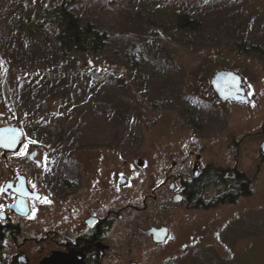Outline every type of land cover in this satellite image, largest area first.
Listing matches in <instances>:
<instances>
[{"label":"rangeland","instance_id":"obj_1","mask_svg":"<svg viewBox=\"0 0 264 264\" xmlns=\"http://www.w3.org/2000/svg\"><path fill=\"white\" fill-rule=\"evenodd\" d=\"M59 1L0 0V127L22 129L16 150L0 149V198L9 173L35 170L30 153L44 162L31 177L54 186L26 227L62 224L85 195L141 208L152 193L145 211L119 219L123 250L105 264H264V0H69L108 34L103 49L69 55L51 21L39 24ZM181 11L198 29L172 21ZM219 71L241 77L247 102L219 99ZM197 152L236 166L251 194L210 208L175 202L181 187L170 185L190 179ZM68 177L75 191L60 186ZM153 225L170 229L162 245L146 237Z\"/></svg>","mask_w":264,"mask_h":264},{"label":"flooded vegetation","instance_id":"obj_2","mask_svg":"<svg viewBox=\"0 0 264 264\" xmlns=\"http://www.w3.org/2000/svg\"><path fill=\"white\" fill-rule=\"evenodd\" d=\"M241 86L245 89L243 83ZM244 94L246 93L244 92ZM228 101L245 103L248 99L244 101L228 99ZM31 155L27 153L23 159L29 160L27 163L30 164V167H32L31 164H34L35 170L42 169L44 162L36 156L31 157ZM262 155L264 154L262 153ZM187 158L177 165L181 166L187 161ZM35 170L30 175L26 170L11 172L2 185L0 264H105L108 259L115 260L118 258L124 246L123 243H118L115 237L113 238L118 232L119 219H122L129 209H133L132 207L136 212L145 211L149 207L146 201L153 194L144 197L141 208L130 204L118 208L117 197L116 200H111L103 205L104 199L100 192L95 193L87 202L85 195L84 202L78 208L76 207L78 210L74 207H72L74 209L71 207L67 209L66 219L62 224L57 221L42 224L39 220H34L29 223V227H26L25 222L29 218H33L32 214L39 212L41 207L39 205L48 198L47 190H44V187L45 189L51 188L53 191L54 186L53 181H51L52 178L48 174L45 175L47 179L31 177V174H35ZM216 170L220 171V174L217 175L218 180H215L216 177L213 176V171ZM32 178L35 182L32 181ZM175 179L178 180L179 184L171 183L170 189L174 191L178 186L181 188L176 191L174 196L179 194L181 196L179 202L189 201L191 203L187 204H191L194 208H210L230 202L236 195L247 196L251 194V192L249 194L245 192L248 187L247 177L239 172L236 166L225 170L210 164L206 165V163H202L200 152L195 155L190 179L186 181L185 177L182 176ZM217 181H221L222 184ZM190 184L198 185L195 192L191 191ZM33 185L39 186L34 188ZM79 185L80 183H74L70 177L60 182V186L67 187L69 191H75ZM210 185L214 186L216 193L218 192L220 195L207 201V198L202 196L201 191ZM232 185L236 191L234 190L231 196L228 194L229 189H233ZM18 200L20 204H16ZM22 200L25 201L26 207L22 205ZM34 209L35 211H33ZM34 222L40 223V226ZM162 227L165 225L149 227L146 237L152 239L154 243L162 245L170 234L169 227L167 226L169 229L168 236L162 242L156 241V235L153 231V228L160 229Z\"/></svg>","mask_w":264,"mask_h":264},{"label":"trees","instance_id":"obj_3","mask_svg":"<svg viewBox=\"0 0 264 264\" xmlns=\"http://www.w3.org/2000/svg\"><path fill=\"white\" fill-rule=\"evenodd\" d=\"M69 0H61L53 3L45 8L44 19L39 21L40 25L45 24L44 20H50L54 26V37L59 42L62 52L69 55L73 52H92L103 49L108 42V34L100 30L94 22L84 20L79 13L74 9ZM172 21L181 29H198L199 21L192 18L190 14L181 11L174 14ZM220 171H213L215 180H218L217 175ZM206 180V179H205ZM220 184L221 181H217ZM191 191L195 192L198 185L190 184ZM233 189H229L228 195L234 193ZM249 194V190H245ZM227 195V196H228ZM228 199V198H227Z\"/></svg>","mask_w":264,"mask_h":264},{"label":"water","instance_id":"obj_4","mask_svg":"<svg viewBox=\"0 0 264 264\" xmlns=\"http://www.w3.org/2000/svg\"><path fill=\"white\" fill-rule=\"evenodd\" d=\"M241 77L234 73L233 71H219L214 75V78L212 80V85L216 93L218 94V97L222 100H228V99H235V100H247L248 97L244 94L245 89L241 86ZM6 130H15V133L17 135V143L10 148H6L3 146L5 142H7L8 139L11 137V132ZM21 136H22V129L15 125H5L0 127V149L5 152H13L16 150L20 144H21ZM261 151L264 154V141L261 144ZM34 155H31L33 157ZM180 195L174 196V201L179 202L180 201ZM20 200V199H19ZM19 200L16 202V204H20ZM23 206L26 207V203L24 200ZM25 211H27L25 209ZM153 231L156 235V241L162 242L165 241V239L168 236L169 229L167 226L162 227L160 229L153 228Z\"/></svg>","mask_w":264,"mask_h":264},{"label":"snow or ice","instance_id":"obj_5","mask_svg":"<svg viewBox=\"0 0 264 264\" xmlns=\"http://www.w3.org/2000/svg\"><path fill=\"white\" fill-rule=\"evenodd\" d=\"M6 131L11 132V137H10V139L7 140V142H5L3 144V146L6 148H10V147H13L17 143V135L15 133V130H6ZM25 147H27V146H25ZM21 155H23V153H21ZM33 211H35V209Z\"/></svg>","mask_w":264,"mask_h":264}]
</instances>
